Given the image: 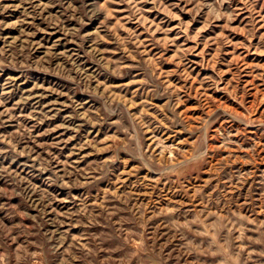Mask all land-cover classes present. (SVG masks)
I'll list each match as a JSON object with an SVG mask.
<instances>
[{"label": "rangeland", "instance_id": "374dc122", "mask_svg": "<svg viewBox=\"0 0 264 264\" xmlns=\"http://www.w3.org/2000/svg\"><path fill=\"white\" fill-rule=\"evenodd\" d=\"M0 264H264V0H0Z\"/></svg>", "mask_w": 264, "mask_h": 264}]
</instances>
